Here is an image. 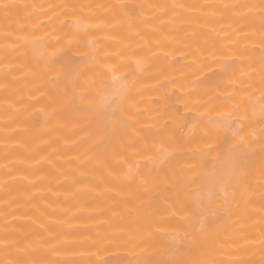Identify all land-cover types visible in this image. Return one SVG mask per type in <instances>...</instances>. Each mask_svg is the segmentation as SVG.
<instances>
[{
    "label": "bare ground",
    "instance_id": "obj_1",
    "mask_svg": "<svg viewBox=\"0 0 264 264\" xmlns=\"http://www.w3.org/2000/svg\"><path fill=\"white\" fill-rule=\"evenodd\" d=\"M0 264H264V0H0Z\"/></svg>",
    "mask_w": 264,
    "mask_h": 264
}]
</instances>
